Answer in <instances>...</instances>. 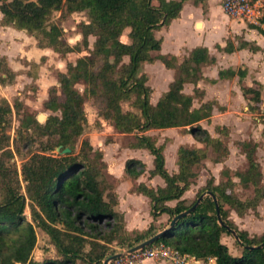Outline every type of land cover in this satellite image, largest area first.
<instances>
[{
	"label": "trees",
	"instance_id": "16d2710c",
	"mask_svg": "<svg viewBox=\"0 0 264 264\" xmlns=\"http://www.w3.org/2000/svg\"><path fill=\"white\" fill-rule=\"evenodd\" d=\"M186 1L0 0L2 25L26 30L36 38L39 47L50 48L62 57L70 52H88L76 63L68 64L67 72L59 73L60 86L51 89L45 106L54 112L60 111V115L50 116L45 124H40L34 113L25 109L19 100L12 105L0 97V264H103L114 253L112 244L133 247L165 229L162 224L157 226L153 222L144 231L129 232L123 213L116 209L115 186L104 175L103 152L85 138L79 153L75 154L78 139L88 121L85 104L89 98L95 100L99 115L110 120L118 132L135 136L132 148L147 149L154 156L150 175L163 177L165 186L155 188L144 182L135 184L146 171V164L140 159H129L125 172L134 182L131 192L150 198L155 220L167 213L171 222L174 216L192 207L203 193L211 191L217 198L219 209L214 197L207 194L193 211L179 219L155 243L164 242L183 253L196 255L205 264H209L210 258H215L216 264H264V234L251 236L230 219L232 211L244 215L250 209H257L264 199L263 173L255 157L257 143H240L248 168L236 173L243 185L254 187L253 197L239 198L233 190L235 182L229 176L217 184L214 177L208 179L190 203L183 198L196 183L198 167L208 158L209 150L216 154V162L222 161L230 152L220 137L213 136L201 124L202 120L212 117L215 106L221 110L224 107L215 100L195 105L204 95L197 87L204 78L203 67L215 63L216 58L205 46L194 48L180 64L174 55L156 53L161 50L162 39L156 37L155 31L178 18ZM192 1L199 5L207 0ZM56 12L60 13L57 18ZM76 12H85L88 20L77 24L82 40L72 45L61 24ZM253 27L264 36L262 25ZM125 33L128 42L122 40ZM90 36L95 37L92 47ZM248 46L253 51L259 49L246 41L238 48ZM224 50L233 52L235 47L229 42ZM156 60L173 69L175 76L169 90L153 103V88L148 84L149 75L143 67ZM235 75L242 80L246 70L219 71L221 79ZM15 76L6 58L0 56V83H12ZM186 84L195 85L194 94L184 91ZM78 85L84 90L81 91ZM262 86H243L244 95L253 102L251 110L258 109L263 102ZM124 102H129L128 110H124ZM14 109L22 113L18 137L14 139L18 154L21 153L18 143L31 140L32 135L48 138L45 149L61 146L62 150L70 148V151L66 154L32 152L22 158L20 170L15 163L11 164L9 160L14 151L10 148L8 128ZM173 127L184 128L205 146H180L177 152L179 170L172 174L166 168L164 144L158 145L147 132ZM31 128L33 134L29 133ZM216 129L220 133H229V127L225 125ZM173 200H176L174 206L167 204ZM218 210L225 225L220 222ZM226 225L235 229L240 237V241H236L242 249L239 255H234L223 242L225 234H232ZM38 228L55 246L56 259L37 261L33 258Z\"/></svg>",
	"mask_w": 264,
	"mask_h": 264
},
{
	"label": "rangeland",
	"instance_id": "374dc122",
	"mask_svg": "<svg viewBox=\"0 0 264 264\" xmlns=\"http://www.w3.org/2000/svg\"><path fill=\"white\" fill-rule=\"evenodd\" d=\"M55 15V18H57L60 13L56 12ZM82 20H88L87 14L85 12H76L61 24L65 30V37L72 45H75L82 40V35L77 31V24ZM122 39L125 40L126 38L122 36ZM89 40L90 46L92 47L95 37L90 36ZM87 53V50H83L79 53L70 52L62 57L52 50L49 56L39 59L41 64L39 63L38 65L35 64L33 60L28 61L19 58L18 60H21V68H19L18 73L15 72L16 76L12 83L6 85L0 83V97L6 98L12 105L15 100H19L24 104L25 109H29L34 113L36 118H38L39 115L45 116L43 121L39 122L40 124H45L50 116L55 114L60 115V111L54 112L45 106V102L50 98L51 89L54 87L59 88L60 86L59 73L67 72L68 64L76 63L79 57L86 55ZM152 84L154 85L153 81ZM78 87L81 91L84 90L82 85H78ZM202 91L204 92V95L199 99L200 102L203 101V99L205 100V91ZM263 91L264 87L262 88V92ZM58 94L61 97L60 91ZM251 105H253V102L247 100L245 105L247 110H243L242 114L238 116L228 114L221 117L217 115L215 120L225 122L226 126L229 127L228 134L218 132L216 129L217 125L213 120L209 119V122H203L202 126L208 129L213 136L220 137L224 144L229 147L230 152L222 161L216 162L214 159L216 154L209 150L208 158L198 167L199 175L196 183L192 184L190 189L183 196L186 197L188 203L196 198L198 191L207 184V180L211 177H214L215 183L217 184L221 181H226L230 176L235 182L233 190L239 198L246 200L254 196V187L252 185H243L240 182V178L236 175V173L243 172L248 168V160L242 146L240 145L242 141L258 144L255 157L259 162L263 173L262 185L264 187V97L263 102L258 109L251 110ZM123 108L124 110H128L130 108L129 102H124ZM85 109L88 121L83 135L78 139L75 154L79 153L82 141L85 138H88L95 149L103 152V160L106 164L104 169L105 178L110 184L115 186L114 179L109 175L108 166L110 165V162H114L115 167H118L122 162L124 164V162H127L134 156L131 151V144L135 141V136L132 133L124 134L118 132L110 120H106L103 116L99 115V108L93 98L86 100ZM21 120L22 113L17 112L14 109L11 127L8 128V133L11 135L10 148L14 151V156L9 160L11 164L15 163L20 170L24 161L22 158L24 156H29L32 152H44L50 154L61 153L57 152L56 148L52 150L45 149L48 145V138L46 136L32 135L30 137L31 140L18 143L21 150V153L18 154L16 151L17 145H15L14 139L18 137ZM33 131L32 128L29 129L30 134H33ZM149 134L157 140L158 145L164 144V153H166L169 158L174 156L175 150H177L179 144L183 142H185L186 146L190 147L205 146L184 129L172 132L153 130L150 131ZM143 156L145 158L148 157L146 154H143ZM173 165L171 164V166ZM147 170L148 168L146 167V171ZM225 172H228L229 175ZM145 174L148 175L147 172ZM135 184H139V182L136 181ZM26 214L30 218L29 209H27ZM230 219L239 229L248 231L251 236H260L264 234V199L261 200L257 209H250L244 215H239L237 212L232 211ZM37 235L38 241L32 254L33 258L37 261L56 259L58 257L57 250L50 242L49 237L39 228L37 229ZM236 241L237 240L232 234H225L223 236V242L229 245L230 251L234 255H239L241 254L242 249L238 246ZM125 247L127 248V245L121 246L117 243L112 244L113 251Z\"/></svg>",
	"mask_w": 264,
	"mask_h": 264
},
{
	"label": "crops",
	"instance_id": "0c3cea01",
	"mask_svg": "<svg viewBox=\"0 0 264 264\" xmlns=\"http://www.w3.org/2000/svg\"><path fill=\"white\" fill-rule=\"evenodd\" d=\"M222 2L223 0H207L204 4L195 5L192 0H187L178 18L173 19L169 26L155 31L156 37L162 39L161 50L156 53L174 55L179 64L183 62L190 51L199 46L207 47L211 56L216 58L215 63L203 67L204 78L198 82L197 87L205 91V100L203 99L200 102L197 99L195 105L199 106L207 100H215L218 105L224 107L223 110L218 106L214 107L210 120H213L217 126H226L225 122L215 120L217 115L221 117L228 114L238 116L242 114L243 110H247L245 105L247 100H249V96L244 95L243 86L259 88V84H261L263 85L262 88L264 87V36L252 24L226 15L222 8ZM2 19L3 13L0 11V56L6 58L14 72L18 73L19 68H21V60H18L19 58L40 63V58L51 54L52 50L50 48L39 47L36 38L28 34L26 30L2 25ZM262 26L264 27V24ZM123 37L126 39L122 40L128 42L127 33ZM242 41L255 45L259 49L253 51L249 46L239 49L238 46ZM229 42L235 47L233 52L224 50ZM218 46L223 48V50L219 49ZM229 68L235 70L245 69L246 75L242 80L239 75H235L233 78L221 79L219 71ZM143 70L149 75L148 84L153 88L151 101L157 103L162 94L169 90L175 71L167 68L161 60H156L154 63H146ZM211 80H215V82H211ZM194 89V84H186L184 91L187 94H194ZM263 97L264 91L262 92ZM204 121L209 122V120H202V125ZM183 129L181 127L152 129L147 133L149 134L153 130L172 132ZM182 145H186L185 142L179 144L172 158H169L164 153L166 168L172 174L179 170L177 152ZM131 151L134 154L132 158L143 160L148 168L145 171L148 175L143 173L137 182H144L155 188L165 186L163 177L150 175V170L154 168V156L143 148H131ZM143 154L148 157L146 156L147 158H145ZM171 164L174 165L171 166ZM125 166L126 162L124 164L122 162L118 167H115L114 162H110L108 167L109 175L114 179L115 191L118 195L116 209L123 213L126 229L129 232L143 231L148 229L153 222L157 226L162 224L166 228L170 224V216L164 213L156 220L153 218L150 198L142 193L131 192L130 189L134 182L127 176ZM167 204L174 206L176 200L169 201ZM125 248H117L118 250L114 251L113 254L121 253ZM141 264L172 263L148 260ZM209 264H216V259L211 258Z\"/></svg>",
	"mask_w": 264,
	"mask_h": 264
},
{
	"label": "built area",
	"instance_id": "2783aa9c",
	"mask_svg": "<svg viewBox=\"0 0 264 264\" xmlns=\"http://www.w3.org/2000/svg\"><path fill=\"white\" fill-rule=\"evenodd\" d=\"M222 8L231 18L240 19L252 25L263 24L264 0H223ZM130 248H125L122 251L125 254L112 260L109 264H141L146 260L167 261L173 264H205V261L196 255L183 253L164 242L127 252Z\"/></svg>",
	"mask_w": 264,
	"mask_h": 264
},
{
	"label": "water",
	"instance_id": "95a60500",
	"mask_svg": "<svg viewBox=\"0 0 264 264\" xmlns=\"http://www.w3.org/2000/svg\"><path fill=\"white\" fill-rule=\"evenodd\" d=\"M44 117H45V116H43V115H39L37 119H38L39 122H42L43 119H44ZM56 150H57V152H59V153L61 152V153H64V154H65V153H67V152L70 151V148H65V149L62 150V147H61V146H58V147H56ZM207 194H211V195L214 197V199H215V201H216V203H217V198H216V196H215L211 191H209L208 193H203V194L198 198V200L196 201V203H195L192 207H190L188 210H186V211H184V212H182V213H180V214L174 216V217L172 218L170 224H169L165 229H163L162 231H160V232H158L157 234L153 235L152 237L148 238L147 240H145V241H143V242H141V243L135 245L134 247H131L130 249H128L127 252H133V251H135V250H137V249L145 248V247H147V246H150V245L154 244L157 240H159L160 238H162V237H163V236H164V235H165V234H166L171 228H173V227L176 225V223H177V221H178L179 219H181L182 217H184L185 215H187V214H189L191 211H193V210L199 205V203L202 201V199H203ZM217 208L219 209V205H218V203H217ZM218 216H219V219H220L221 224L225 225V222L222 220V218H221V216H220L219 210H218ZM226 226H227V229H228V230L232 233V235L235 237V239H236L237 241H240V237H239L237 231H236L235 229L231 228L229 225H226ZM262 245H264V243H263ZM124 254H125V252L112 254V255H110L109 257H107V258L103 261V264H109L112 260H114V259H116V258H118V257H120V256H122V255H124Z\"/></svg>",
	"mask_w": 264,
	"mask_h": 264
}]
</instances>
